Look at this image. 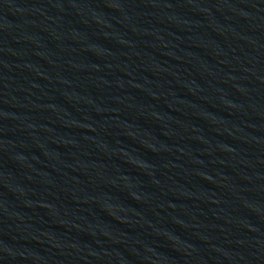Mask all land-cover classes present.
I'll use <instances>...</instances> for the list:
<instances>
[{"label": "water", "instance_id": "1", "mask_svg": "<svg viewBox=\"0 0 264 264\" xmlns=\"http://www.w3.org/2000/svg\"><path fill=\"white\" fill-rule=\"evenodd\" d=\"M0 264H264V0H0Z\"/></svg>", "mask_w": 264, "mask_h": 264}]
</instances>
